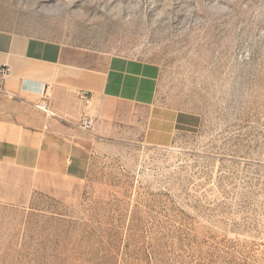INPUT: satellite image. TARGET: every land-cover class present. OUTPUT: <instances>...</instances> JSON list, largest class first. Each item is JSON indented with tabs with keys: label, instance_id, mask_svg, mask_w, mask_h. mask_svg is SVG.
I'll list each match as a JSON object with an SVG mask.
<instances>
[{
	"label": "rangeland",
	"instance_id": "374dc122",
	"mask_svg": "<svg viewBox=\"0 0 264 264\" xmlns=\"http://www.w3.org/2000/svg\"><path fill=\"white\" fill-rule=\"evenodd\" d=\"M0 31L153 63L179 115L81 179L0 165V264H264V0H0Z\"/></svg>",
	"mask_w": 264,
	"mask_h": 264
},
{
	"label": "crops",
	"instance_id": "0c3cea01",
	"mask_svg": "<svg viewBox=\"0 0 264 264\" xmlns=\"http://www.w3.org/2000/svg\"><path fill=\"white\" fill-rule=\"evenodd\" d=\"M4 64L11 70L0 72V165L81 179L105 136L143 109L146 139L167 145L174 136L179 115L157 104L153 63L0 31ZM42 101L53 114L36 107ZM88 117L94 126L86 131Z\"/></svg>",
	"mask_w": 264,
	"mask_h": 264
},
{
	"label": "built area",
	"instance_id": "2783aa9c",
	"mask_svg": "<svg viewBox=\"0 0 264 264\" xmlns=\"http://www.w3.org/2000/svg\"><path fill=\"white\" fill-rule=\"evenodd\" d=\"M10 70H11V68L9 65L4 64V65L0 66V72L3 75H7L10 72ZM87 95H88V93L85 92L84 96H87ZM36 107L45 111L48 114H53L52 110L50 109V107L46 101H42V102L36 104ZM93 126H94V123H93L92 119H90L89 117L81 119V128L82 129L89 131L93 128Z\"/></svg>",
	"mask_w": 264,
	"mask_h": 264
}]
</instances>
